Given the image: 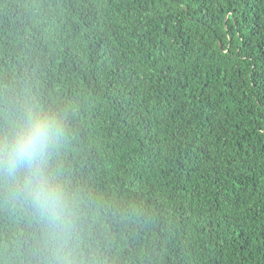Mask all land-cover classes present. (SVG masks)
Instances as JSON below:
<instances>
[{
  "label": "trees",
  "instance_id": "16d2710c",
  "mask_svg": "<svg viewBox=\"0 0 264 264\" xmlns=\"http://www.w3.org/2000/svg\"><path fill=\"white\" fill-rule=\"evenodd\" d=\"M59 113L78 264H264V0H0V126ZM0 180V264L44 228Z\"/></svg>",
  "mask_w": 264,
  "mask_h": 264
},
{
  "label": "clouds",
  "instance_id": "9594fccd",
  "mask_svg": "<svg viewBox=\"0 0 264 264\" xmlns=\"http://www.w3.org/2000/svg\"><path fill=\"white\" fill-rule=\"evenodd\" d=\"M64 134L59 113L42 111L31 103L8 109V122L0 126V180L43 225L40 264H78L72 199L48 169Z\"/></svg>",
  "mask_w": 264,
  "mask_h": 264
}]
</instances>
